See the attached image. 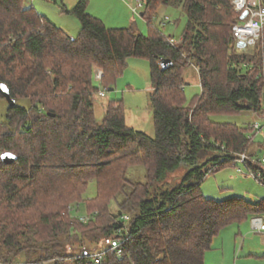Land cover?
Masks as SVG:
<instances>
[{
  "label": "trees",
  "instance_id": "16d2710c",
  "mask_svg": "<svg viewBox=\"0 0 264 264\" xmlns=\"http://www.w3.org/2000/svg\"><path fill=\"white\" fill-rule=\"evenodd\" d=\"M23 1L0 0V85L15 101L0 125V156L17 157L9 165L0 158L1 262L25 254L27 264H95L97 255L99 264H205L222 229L263 217L264 200L215 201L200 190L206 176L241 155L256 158L249 152L253 126L211 117L264 116L263 31L238 49L232 27L242 11L230 0H143L147 23L160 6L182 8L186 24L176 45L154 28L147 36L107 28L87 13L86 0L63 8L80 25L70 37ZM130 57L150 62L153 138L127 126L119 100L106 103L101 121L95 118L94 68L111 91ZM165 59L172 65L163 70ZM189 66L200 93L187 105ZM21 100L29 107L17 105ZM250 158L244 166L264 186V167ZM135 166L144 168V183L129 181ZM183 167L180 181L166 187ZM92 180L97 194L84 200ZM81 204L86 223L75 214Z\"/></svg>",
  "mask_w": 264,
  "mask_h": 264
},
{
  "label": "rangeland",
  "instance_id": "374dc122",
  "mask_svg": "<svg viewBox=\"0 0 264 264\" xmlns=\"http://www.w3.org/2000/svg\"><path fill=\"white\" fill-rule=\"evenodd\" d=\"M77 0H24L25 7H33L37 12L46 15V17L61 28L70 37H76L80 31V25L76 17L63 11L71 10L76 5ZM79 1V0H78ZM137 5L136 0H131ZM99 3V0H97ZM101 2V1H100ZM103 4L109 8H117L116 0H102ZM120 5V4H119ZM124 5H120V10L124 11ZM141 9L138 10V12ZM140 11L139 13H141ZM131 15V13L129 12ZM132 22H124L123 18L117 19L114 26L106 24L107 28H129L132 27L137 34L147 36L150 29L154 28L161 35L168 38L169 42L176 45L182 36L186 16L182 8H173L160 6L155 15L147 23L140 15H131ZM264 41V30L262 33ZM261 36V35H260ZM261 38V37H260ZM98 69V68H94ZM93 70V72H94ZM150 62L145 58L130 57L126 60V67L122 73L115 79L111 85L112 90L108 91L100 86L93 76V86L99 91L105 92L104 97L94 96V112L97 121H101L105 112V105L110 100H119L124 106L125 119L127 126L136 131L143 132L150 138L154 137L153 110L150 103V93L152 90L150 84ZM185 83L184 94L186 104L200 93L198 75L193 66L187 67L183 74ZM17 105L29 107L27 101L21 100ZM9 103L6 99L0 97V125L6 122L7 109ZM216 123H230L238 127H247L258 125L259 129L252 134V143L249 152L253 153L260 161L264 159V116L251 112H242L235 115H213L211 117ZM2 127V126H1ZM3 131L7 129L2 128ZM244 164L249 160L248 154ZM249 157V158H248ZM254 156L251 159L255 162ZM240 160V159H239ZM240 161H236L233 166L225 168L214 174H209L201 184L200 190L205 198L215 201H224L228 199H237L240 202L259 203L264 200V186L259 182L253 172L248 170ZM255 164V163H254ZM258 165V164H257ZM185 173V168H180L170 174L166 180V187H172L180 181ZM128 179L131 182H145V170L140 166L132 167L128 172ZM97 194L96 181L88 183L83 199H92ZM117 205H112V211L115 213ZM79 211L75 213L80 217L85 216L83 204ZM264 220V215L262 217ZM264 223V222H263ZM250 219L240 224L233 223L222 229L214 237L211 249L206 252L205 264H264V230L259 232L252 229ZM84 246L93 247L94 244L86 243ZM99 249H102L99 248ZM256 249V250H255ZM29 257L20 254L10 259V261L0 264H27ZM37 260V256L31 257V262ZM44 264H54L53 261Z\"/></svg>",
  "mask_w": 264,
  "mask_h": 264
},
{
  "label": "built area",
  "instance_id": "2783aa9c",
  "mask_svg": "<svg viewBox=\"0 0 264 264\" xmlns=\"http://www.w3.org/2000/svg\"><path fill=\"white\" fill-rule=\"evenodd\" d=\"M232 4L235 6V9L237 11H246L247 14L245 18L241 19V22L233 25L232 27V33L233 38L237 43L243 44V48L238 49H244L248 46H252L255 44L259 38L260 35L264 29V5H261L260 0H230ZM143 0L138 1V7L142 6ZM103 76V73L100 69L94 70V78L97 81H100ZM99 97H104L105 92L98 91ZM253 128L255 130L259 129V126L253 125ZM246 157L244 155H241L240 162L244 164ZM259 164L264 167V159L260 160ZM255 177H259V174H254ZM82 223L87 222L86 217H80L79 218ZM126 219V218H124ZM252 229L261 232L264 230V223L261 218L256 217L253 218L252 221ZM100 263V256H96L95 264Z\"/></svg>",
  "mask_w": 264,
  "mask_h": 264
},
{
  "label": "crops",
  "instance_id": "0c3cea01",
  "mask_svg": "<svg viewBox=\"0 0 264 264\" xmlns=\"http://www.w3.org/2000/svg\"><path fill=\"white\" fill-rule=\"evenodd\" d=\"M79 1H81V0H79ZM79 1L77 0L76 3H78ZM116 1L120 2L119 3L120 5H124V7H125L124 11L120 10V5L118 3H116L115 6L119 7V11L117 10V8L107 7L106 5L103 4L102 0H99V3L97 2V0H86V2H87L86 11L91 16L100 19L105 26H106V24L114 26V22L120 18L121 19L123 18L124 22H126V21L132 22L133 17L131 15H136V16L140 15V17L142 18V14L139 13L141 10L138 12V10L141 9V7H138V1L139 0H136V3H137L136 6L134 3H132L131 0H116ZM129 12L131 13V15L129 14ZM41 15L46 17V15H44V14H41ZM195 71L197 73L196 69H195ZM197 75H198V73H197ZM198 83H199V76H198ZM199 87H200V85H199ZM259 218L262 219V217H259ZM252 219L253 218L250 219V222L252 221ZM262 221L264 222L263 219H262ZM250 225L252 227V223ZM256 234H260V233H256Z\"/></svg>",
  "mask_w": 264,
  "mask_h": 264
},
{
  "label": "water",
  "instance_id": "95a60500",
  "mask_svg": "<svg viewBox=\"0 0 264 264\" xmlns=\"http://www.w3.org/2000/svg\"><path fill=\"white\" fill-rule=\"evenodd\" d=\"M246 14H247V12L243 11L240 19L245 18ZM237 47L243 48V44L237 43ZM160 64H161V67L163 70L172 65V63L169 59L162 60L160 62ZM0 96L2 98L6 99V101L9 103V107H12L15 105V101L10 98L9 90L7 89V87L4 84L0 85ZM0 158H1V161L7 165L12 164L17 159V157L15 155H13L12 153H7V152L2 153Z\"/></svg>",
  "mask_w": 264,
  "mask_h": 264
}]
</instances>
